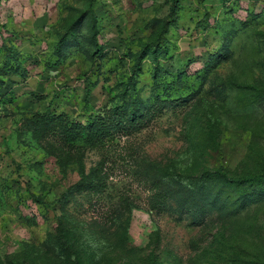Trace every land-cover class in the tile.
<instances>
[{"label":"rangeland","instance_id":"rangeland-1","mask_svg":"<svg viewBox=\"0 0 264 264\" xmlns=\"http://www.w3.org/2000/svg\"><path fill=\"white\" fill-rule=\"evenodd\" d=\"M217 168L264 173V0H0V264L264 260V178L196 191Z\"/></svg>","mask_w":264,"mask_h":264},{"label":"trees","instance_id":"trees-1","mask_svg":"<svg viewBox=\"0 0 264 264\" xmlns=\"http://www.w3.org/2000/svg\"><path fill=\"white\" fill-rule=\"evenodd\" d=\"M114 113L118 116L117 119H113L111 123H109V120L107 122L111 124L110 126L112 128L120 127L125 128L126 135L131 134L132 131H135L139 129L143 124L141 120H143L146 117V113H143L141 115H131L130 119H126L125 115L121 110L118 109V107L112 109ZM103 118L101 117H94L92 119H89L85 125H81L72 121H62L60 123V134L65 137L67 142H74L78 137H80L83 134H87L89 136H97L99 139L104 137L106 133L108 132L103 127L105 126ZM142 124V125H141ZM53 134H58L56 129L53 128ZM93 134V135H92ZM196 178L195 181H192L193 184H195L196 191L199 190H209L208 185H212L214 180H219L221 182H224L225 184L229 186H242V185H249L252 184L262 178H264V173H241V174H235L226 171L223 168H217V169H204L201 171L197 176H194ZM177 180L182 181H188L186 178L177 176ZM190 180V179H189ZM192 183L187 182L186 184L191 185ZM183 186L185 185V182L183 183ZM191 190L193 188H190ZM210 193V191H209ZM222 191L216 190L214 193H211V198L214 202H224L223 199H221ZM241 202L237 203L233 208L231 209V212L234 213L233 215H237L239 210L243 209L244 207V196L241 197ZM217 211H220L219 205L214 206ZM215 211V210H214ZM193 221H195L197 226H202L208 222V218H202L199 219V217L196 216V214L193 215ZM61 234H63L62 230L60 231ZM223 237V235H220ZM220 237V238H221ZM223 239V238H221ZM223 247L226 246V243L223 245V243H220ZM254 242L252 241L251 244L247 245L246 247L233 244L229 245L230 251L228 253H223L220 250L217 251V253H214L215 258L221 262L222 264H264L263 256H261L259 253L255 252V246ZM227 247V246H226ZM121 252V249L119 250ZM153 264H159L155 261H152Z\"/></svg>","mask_w":264,"mask_h":264}]
</instances>
